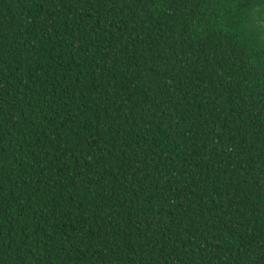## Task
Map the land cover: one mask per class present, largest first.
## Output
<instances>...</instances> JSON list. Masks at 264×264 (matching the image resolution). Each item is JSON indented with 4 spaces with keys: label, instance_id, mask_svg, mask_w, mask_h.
Here are the masks:
<instances>
[{
    "label": "trees",
    "instance_id": "obj_1",
    "mask_svg": "<svg viewBox=\"0 0 264 264\" xmlns=\"http://www.w3.org/2000/svg\"><path fill=\"white\" fill-rule=\"evenodd\" d=\"M0 264H264V0H0Z\"/></svg>",
    "mask_w": 264,
    "mask_h": 264
}]
</instances>
